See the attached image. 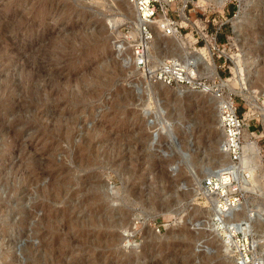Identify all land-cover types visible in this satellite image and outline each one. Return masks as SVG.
I'll return each instance as SVG.
<instances>
[{
  "label": "rangeland",
  "instance_id": "1",
  "mask_svg": "<svg viewBox=\"0 0 264 264\" xmlns=\"http://www.w3.org/2000/svg\"><path fill=\"white\" fill-rule=\"evenodd\" d=\"M126 3L0 0V264H49V248L61 255L56 264H235L232 243L212 224L217 197L201 188L225 163L214 119L219 101L158 84L133 67L129 40L137 25ZM188 8L191 18L222 10L217 42L229 36L230 49L214 57L217 78L200 75L218 81L238 112L250 115L245 129L262 162L253 153L229 218L254 225L262 245L264 86L255 82L264 72V0ZM171 50L183 54L175 38L153 39L151 69ZM239 79L242 90L225 82ZM37 173L38 187L50 180L61 187L59 203L37 196Z\"/></svg>",
  "mask_w": 264,
  "mask_h": 264
},
{
  "label": "built area",
  "instance_id": "2",
  "mask_svg": "<svg viewBox=\"0 0 264 264\" xmlns=\"http://www.w3.org/2000/svg\"><path fill=\"white\" fill-rule=\"evenodd\" d=\"M127 1L134 6L137 13L138 35L130 41L129 48L134 64L143 73L142 75L153 82L164 85H181L192 92L207 94L213 99L219 100L218 119L223 133L219 149L226 155L227 161L219 164L202 180L201 188L208 197L209 195L217 197V206L211 217L212 224L224 241H232L230 249L233 251L235 264H264V243L261 245L253 238L255 226L240 224L236 219H227V216L232 212H236L241 203L242 189L240 184L242 175L247 178L246 170L255 166L253 152L244 148L243 129L247 127V123L242 114L238 112L232 95L224 94L225 92L218 85V81L212 82L210 85L207 78L196 76L194 73H197L199 62L191 55L164 60L158 63L152 71L148 68L149 61L146 60L147 45L152 39L150 26L155 24L165 35L177 34L180 36L185 34L188 29L195 38L193 45H207L214 62L221 56L218 51L223 52L224 49H230L229 36H225V43L217 42V34L224 23L222 13L214 15V11L202 9L199 13L200 16L194 14V17L191 18L186 14V11L189 14L192 10L188 8V4L191 2L186 0L183 5V11L186 15L183 17L192 23L194 20H198L201 27L195 24L182 27L177 23V20L180 19V13L178 6L173 4L175 0ZM207 12L208 14H206ZM209 25L210 27H208ZM226 61L230 62V56L223 57V63ZM220 205L223 207L220 208ZM260 245L263 248L262 253L258 251Z\"/></svg>",
  "mask_w": 264,
  "mask_h": 264
},
{
  "label": "bare ground",
  "instance_id": "3",
  "mask_svg": "<svg viewBox=\"0 0 264 264\" xmlns=\"http://www.w3.org/2000/svg\"><path fill=\"white\" fill-rule=\"evenodd\" d=\"M127 1V0H126ZM227 0H198L197 2H193L192 0H190L191 4L193 3L196 7H204V5H208V7L210 5H212V7H221L225 4ZM182 4L180 6H178L179 8V13H180V19L177 20V23H179L180 26L182 27H186V26H189V25H197L198 27L201 26L200 22L198 20H194V23H192L191 21L189 22L188 20H186L183 16H185L186 14L184 13L183 11V5H184V2H186V0H181ZM174 5L175 2L173 3ZM210 4V5H209ZM245 11V8L243 7H239V12H238V15L235 17L233 23H232V27H233V33H234V42L236 43L238 41V37L240 36L239 35V32H240V27H241V24L243 22V16H240L241 12L243 13ZM217 12L218 13H221V11H219L217 9ZM125 13L129 14L130 17H132V20L133 22L137 25V13L134 9V6L129 3L127 1L126 5H125ZM150 29H151V33H152V39L150 41V43L147 45V54H146V60L149 61V65H148V68L150 69V71L154 70V69H151L153 68V65H154V60H151L150 59V46L153 42V39H154V42L158 39H163V38H169V37H173L177 40V44L179 45V50H183V54L181 53V55L184 57H187L188 55H191L193 58L197 59L198 62H199V67H198V70H197V73L195 72L194 74L196 76H199V77H205L208 79V77L206 75H200V74H209L210 76H212L213 79L217 78V73H216V65L215 63L213 62V59H212V56H211V52L210 50L208 49V46L207 45H204V48H201V49H197L195 48V46L193 45L194 43V37L193 35L189 32V34H186L185 36H183V34H181L180 36L177 35V34H172V35H165L161 29H159L155 24L154 25H151L150 26ZM138 35V32H137V26H136V32L135 33H131L130 36L132 38H136V36ZM128 38H126L127 40ZM241 39V38H240ZM133 40V39H131ZM129 40V44H130V41ZM128 41V40H127ZM181 46V47H180ZM183 46V47H182ZM190 48H192L193 50L192 51H189ZM207 48V49H205ZM131 50V49H130ZM210 52H208V51ZM171 53H173V56L172 57H167V58H164V59H161L158 63L164 61V60H168V59H178V58H181L182 56L180 55H176L174 54V50H171L170 51ZM181 52V51H180ZM197 52H201V54H198ZM177 56V57H176ZM153 57V56H152ZM131 59H132V65L133 67H136L135 64H134V61H133V56H131ZM156 66H154L155 68ZM137 68V67H136ZM137 71L142 75L143 73H141L138 69ZM240 80L242 79H239L237 81H232V80H227L225 82H230V86L231 87H238V89L242 90V87H241V83H240ZM158 84H161V83H158ZM211 85V83H209ZM226 84V83H225ZM255 84H258L260 86H264V72L263 74L260 75V77L257 78ZM220 86V85H219ZM226 86V85H225ZM115 96V95H114ZM219 101V100H218ZM219 103V102H218ZM217 103V104H218ZM256 109V107H255ZM215 116H214V119H215V124H217L218 126V141H217V144L219 145V143L221 142V140L223 139V133H222V130L220 128V125H219V119H218V106L216 107L215 109ZM258 112V111H257ZM259 113V112H258ZM249 115V113H245L244 114V117L247 118ZM217 121V122H216ZM173 137L171 135V133L167 134L165 136V139L167 142H172L173 141ZM252 135H250V133L244 128L243 129V139L245 138L244 140V148L246 146L247 143H249V145L252 146V149H253V153L255 154L256 156V159L258 162H262V157L260 155V149L258 148L257 144L256 143H253L251 142V138ZM255 137V136H254ZM172 138V139H171ZM247 143H246V142ZM223 157H225V162L227 161V157L226 155L223 153ZM254 157V156H253ZM54 167V166H53ZM262 167V166H261ZM35 169V168H34ZM47 176V175H46ZM43 177V174H35L33 176V185L35 186L34 188V191L35 193L37 194V196H40L44 199H46L47 201H50L48 205H51L52 203H59L62 199V191H61V187L60 186H57V184L54 182V181H49L46 185H42L40 187H38V185L42 182H41V178ZM207 176H204L203 178H206ZM51 178V177H50ZM222 180H225V178H222ZM62 186V185H61ZM90 191V190H89ZM135 192V191H134ZM199 193H197L198 195ZM200 194H202L200 192ZM196 196V195H194ZM94 198H95V201L98 202V194L96 193V191H94ZM216 199V198H215ZM72 201V200H70ZM45 202V201H44ZM216 202H217V199H216ZM38 203V202H37ZM221 204V203H219ZM46 205V206H48ZM80 205V204H79ZM264 206V204H263ZM223 207L222 205H220V208ZM262 207V206H261ZM240 208V207H239ZM38 209V208H37ZM262 209V208H261ZM221 211V209H219ZM64 212V211H63ZM233 213L235 212H232L230 215H232ZM264 216V209L260 210V213ZM229 215V216H230ZM45 218L41 219V221L45 222L46 219H48L49 221V224L51 223L50 222V218H48L46 215H44ZM43 216V217H44ZM229 216H227V219H231L229 218ZM262 216V217H263ZM97 217V216H96ZM263 220V219H262ZM240 221V220H239ZM60 223V222H59ZM68 223V222H67ZM262 225V228L264 229V220H263V223H261ZM254 226V225H253ZM37 234L39 236H42L43 234L40 232V231H37ZM221 235V234H220ZM219 233H218V237H220ZM261 236V235H260ZM59 241V240H58ZM224 241V240H223ZM228 242H226L225 244H229V243H232L231 240H227ZM257 242V241H256ZM264 242V241H263ZM264 248V246H263ZM262 248V249H263ZM31 254L32 251L30 250ZM43 256L44 258H46L47 261H49L48 263L49 264H56L58 263V261L60 260L59 258H61V255H59L57 252H55L54 250H52V248H49L47 250H45L43 252ZM34 256V255H32ZM33 258V257H32Z\"/></svg>",
  "mask_w": 264,
  "mask_h": 264
}]
</instances>
